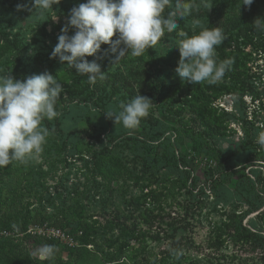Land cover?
Wrapping results in <instances>:
<instances>
[{
	"label": "trees",
	"instance_id": "1",
	"mask_svg": "<svg viewBox=\"0 0 264 264\" xmlns=\"http://www.w3.org/2000/svg\"><path fill=\"white\" fill-rule=\"evenodd\" d=\"M83 2L86 0H60L59 4L52 5L53 10L41 14L34 11L32 0H0V74L11 72L14 78L21 80L44 71L56 79L60 73L66 75L65 82L60 81L64 91L56 102L60 115L54 120L43 121L49 134L39 156L41 161L38 165H33V161H13L0 168V193L3 194L0 225L14 226L22 236L27 235L25 226L28 221L39 227L47 220L58 229L80 228L84 222L82 213L85 205L89 204H79L72 215H68V201L75 192L71 187L60 184L62 176L54 195L47 192L44 196V202L58 201L46 206L50 212L37 210L30 220L24 214L20 218L16 215L22 206L20 199L24 192L34 186L42 187V167L51 170L55 162L65 163L64 167L70 171L75 164L67 163L64 158L67 147L70 145L74 149L85 138L94 141L92 146L96 148L87 151V159H76L81 161L77 168L83 169L89 187L86 193L90 199L99 196L92 206L99 216L104 217L103 236L107 231H117L118 235L126 231L124 224L114 216V209L106 206L108 198L101 188L103 183L109 184L113 175H123L138 165L151 178L157 176L161 169L165 174L176 173L178 181L188 178L190 166L185 153L175 151L179 149L180 138L189 145L191 152L211 160L203 168V185L214 195L215 205L221 203L236 207L244 204L250 209L259 208L263 199L257 191L261 189L264 192V174L260 169L250 168L251 177L245 168L254 160H264V146L257 143L258 135L264 132V118L247 121L235 101V112L231 113L216 106L214 101L224 94L236 93L238 96L240 87L250 82L242 46L255 36L264 40V32L252 27L256 18H264V0H253L247 7L241 4L239 11L240 0H198V10L192 16L179 20L181 29L189 35L192 34L190 24L194 18L201 19L208 27L219 26L225 34L216 51L219 61H232L230 70L215 84L203 82L196 85L181 81L175 72L180 56L174 44L179 39L178 32H165L164 37L141 56H132L129 52L116 59L117 54L109 50V45L102 44L94 56L86 57L88 61L95 60L104 71L105 78H97L95 85L88 83L87 76L77 75L62 64L58 57L50 58L70 9ZM18 5L23 7L18 8ZM171 10L166 8L164 15ZM73 33L70 28L68 34ZM249 88L254 86L251 84ZM138 91L153 101L150 114L141 119L138 127L126 129L106 116L104 111H118L119 104L130 101ZM262 105L264 103L259 108L264 110ZM155 112L175 117V126L162 120ZM230 119L241 123L240 136L226 123ZM153 145L161 149L158 155L152 152ZM96 176L100 177V182ZM193 181L190 180V185ZM106 189L109 195L115 192L117 197L116 188L107 186ZM91 230L89 227L82 233V244L94 242ZM176 259L169 264H178ZM0 264L33 263L19 250L0 248Z\"/></svg>",
	"mask_w": 264,
	"mask_h": 264
},
{
	"label": "rangeland",
	"instance_id": "2",
	"mask_svg": "<svg viewBox=\"0 0 264 264\" xmlns=\"http://www.w3.org/2000/svg\"><path fill=\"white\" fill-rule=\"evenodd\" d=\"M242 51L249 84L240 87L238 96L236 93L224 94L216 98L214 104L231 113L235 112V101L246 120L254 122L255 119L264 118V110L259 108L264 103V40L256 36L247 40ZM58 79L65 82V73H60ZM250 83L254 88H249ZM155 114L175 126V117L159 112ZM226 123L237 136L241 135L240 122L230 119ZM92 144L94 141L85 138L74 149L70 145L67 147L64 158L67 163L75 164L70 171L64 167L65 163L55 162L51 170L43 166L40 177L42 187L34 186L24 192L20 199L22 206L16 215L20 218L24 214L30 220L37 210L50 212L51 209L46 206L58 201L44 202V196L47 192L50 196L54 195L56 184L62 176L60 184L71 187L75 192L68 201V215L71 216L79 204H89L85 205L82 213L84 222L80 228L58 229L47 220L39 227L28 221L25 226L27 235L22 236L14 226L0 225L1 250H19L33 264H169L175 258L178 264H264V192L261 189L257 191L263 202L256 209L244 204L236 207L221 203L215 205L214 195L203 185V168L211 160L191 152L182 138L178 140L179 149L175 151L185 153L190 166L188 178L178 181L176 173L165 174L163 169L151 178L138 165L128 173L113 175L109 184L103 183L101 188L108 198L106 206L114 209V216L126 229L119 235L117 231H107L103 236L104 217L99 216L92 206L99 196L90 199L87 195L86 189L89 187L83 169L77 168L81 166V161L76 160L78 157L87 159V151L96 148ZM160 150L153 145V153L158 155ZM40 161L41 158H38L32 163L38 165ZM250 168L260 169L264 174V160H254L245 168V172L251 176L248 172ZM111 171L114 172L115 168L112 167ZM191 179H194L193 185H190ZM96 180L101 181L98 176ZM107 186L114 190L116 188L117 197L115 192L109 195ZM122 197L124 200L121 201ZM2 199L3 194L0 193ZM89 227L94 242L82 244V233ZM44 245H54L57 249L51 258L39 255Z\"/></svg>",
	"mask_w": 264,
	"mask_h": 264
},
{
	"label": "clouds",
	"instance_id": "3",
	"mask_svg": "<svg viewBox=\"0 0 264 264\" xmlns=\"http://www.w3.org/2000/svg\"><path fill=\"white\" fill-rule=\"evenodd\" d=\"M59 3L60 0H32V7L43 14ZM252 3L253 0H240L238 11L241 4L247 7ZM166 8L172 10L165 16ZM198 8V0H86L70 9L50 58L58 57L62 64L77 75L87 76L88 83L95 85L97 78H105L104 71L95 60L88 61L86 57L94 56L102 44L109 45V50L117 54L116 59L129 52L141 56L165 32H178L179 39L174 44L180 56L175 72L181 81L215 84L224 78L232 64L230 59L218 60L216 48L225 39L223 30L194 18L189 35L179 23ZM252 27L264 32V18H256ZM70 28L74 30L72 35L68 34ZM61 80L48 71L22 80L14 78L11 72L0 74V168L13 161L38 160L49 134L43 121L60 115L56 102L64 91ZM152 105L151 98L138 91L130 101L120 103L118 111L104 112L115 124L132 130L150 114ZM257 143L264 146V132L258 135ZM56 251L54 245H44L39 255L51 258Z\"/></svg>",
	"mask_w": 264,
	"mask_h": 264
}]
</instances>
